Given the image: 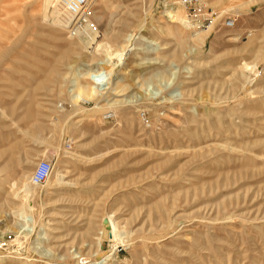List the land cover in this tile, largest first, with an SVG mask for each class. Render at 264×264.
I'll use <instances>...</instances> for the list:
<instances>
[{
	"label": "rangeland",
	"instance_id": "obj_1",
	"mask_svg": "<svg viewBox=\"0 0 264 264\" xmlns=\"http://www.w3.org/2000/svg\"><path fill=\"white\" fill-rule=\"evenodd\" d=\"M193 8L0 0V264H264V0Z\"/></svg>",
	"mask_w": 264,
	"mask_h": 264
},
{
	"label": "built area",
	"instance_id": "obj_2",
	"mask_svg": "<svg viewBox=\"0 0 264 264\" xmlns=\"http://www.w3.org/2000/svg\"><path fill=\"white\" fill-rule=\"evenodd\" d=\"M62 8L72 17L70 23L68 24L69 30L81 29L82 26H86L85 17L89 13V3L90 0H59ZM161 4L169 5L170 7H181L185 11V17L191 21L193 24H202L205 18H199L196 9L193 8L199 0H158ZM233 20L226 17L223 22V27L232 28ZM90 26V23L88 25ZM74 31V30H73ZM109 116L108 114L105 115ZM52 169L51 159L40 158L34 165L31 174L29 176L30 184L41 185L49 177Z\"/></svg>",
	"mask_w": 264,
	"mask_h": 264
},
{
	"label": "bare ground",
	"instance_id": "obj_3",
	"mask_svg": "<svg viewBox=\"0 0 264 264\" xmlns=\"http://www.w3.org/2000/svg\"><path fill=\"white\" fill-rule=\"evenodd\" d=\"M92 1L93 0H90V3H89V13H88V15L85 17V24H87L88 22H89V17H90V6H91V3H92ZM75 30L77 31V30H81V29H74V32H75ZM108 62V61H107ZM105 64H108V63H104V65L103 66H101V69H100V71L98 72V74H97V76L95 77V82L98 80H101V79H103L104 77H106V76H108L111 72V69H112V64H109V65H107V66H110L111 68H107L106 66H105ZM109 77V76H108ZM47 153L45 152V151H43L42 152V156H45ZM103 229V228H102ZM104 230V229H103Z\"/></svg>",
	"mask_w": 264,
	"mask_h": 264
},
{
	"label": "water",
	"instance_id": "obj_4",
	"mask_svg": "<svg viewBox=\"0 0 264 264\" xmlns=\"http://www.w3.org/2000/svg\"><path fill=\"white\" fill-rule=\"evenodd\" d=\"M102 225H103V227L107 228L105 220L102 222Z\"/></svg>",
	"mask_w": 264,
	"mask_h": 264
}]
</instances>
